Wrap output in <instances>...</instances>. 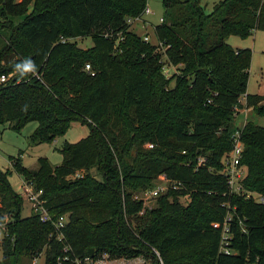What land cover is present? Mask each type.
I'll use <instances>...</instances> for the list:
<instances>
[{
	"label": "trees",
	"instance_id": "trees-1",
	"mask_svg": "<svg viewBox=\"0 0 264 264\" xmlns=\"http://www.w3.org/2000/svg\"><path fill=\"white\" fill-rule=\"evenodd\" d=\"M161 4L155 51L127 21L142 15L146 0H0V75L9 74L0 82V125L19 131L35 120L28 135L35 144L53 141L72 121L88 126L57 148L56 165L39 156L29 168L10 156L12 169L42 189L51 220L21 214L24 199L10 169L0 168V215L9 216L0 264H24L41 252L42 264L64 254L60 264L84 257L264 264V125L246 120L240 132L242 188L263 201L229 192L219 172L234 106L264 114V93L246 92L251 50L227 42L264 31V0H218L209 11L200 0ZM79 37L91 45L78 46ZM164 61L176 67L170 75ZM161 174L180 187L144 206L135 194ZM227 212L230 253L219 250L221 229L212 226ZM61 215L57 239L52 221Z\"/></svg>",
	"mask_w": 264,
	"mask_h": 264
},
{
	"label": "rangeland",
	"instance_id": "rangeland-1",
	"mask_svg": "<svg viewBox=\"0 0 264 264\" xmlns=\"http://www.w3.org/2000/svg\"><path fill=\"white\" fill-rule=\"evenodd\" d=\"M218 0H200L201 4L205 6V11L211 9L213 2ZM146 6L151 10L150 13L143 14L142 18L147 22L142 26L141 20H135L131 23V28L134 32L142 35L144 32L148 34L150 39L154 40L153 27L159 22L162 17L163 8L161 0H146ZM78 46L86 48L91 45V39L89 37H79L76 38ZM227 42L232 45H238L240 48H249L251 50L250 65L248 68V77L246 84L247 93H264V31L263 30H253L252 33L246 38H240L237 35H229ZM164 60V57H162ZM176 70V67L168 64L164 61L163 71L165 75H170ZM240 101L244 100L242 97ZM264 100L261 101V104ZM246 120H252L254 123L259 125H264V114H257L252 108L243 107L239 111L235 112L233 115L232 123L234 126L242 125ZM36 121L31 120L27 122L19 131H14L7 127V124L0 125V168L10 169L8 175V180L12 188L19 192L20 184L19 175L12 169V161L10 156L20 155L21 162L24 166L29 168H35L37 166V158L39 156L47 157L49 163L53 166L61 161V154L57 150L64 141L74 142L85 136L88 132V126L81 124L78 121H72L69 127L66 129L64 134L59 135L53 139L51 142L42 143H32L28 139V135L35 127ZM244 173L246 172V167H243ZM94 172V170H91ZM157 181V180H156ZM155 181V182H156ZM135 198L143 200L144 206H151L154 202V196L147 195L145 191H139L135 194ZM185 198H180L181 202H184ZM30 209L28 207V202L23 201V207L21 210L22 215H28ZM3 232V231H2ZM2 236V233H0ZM1 256V252H0ZM103 257L99 260L97 264H108L112 259ZM24 264H42L43 262V252H41L34 260L26 257L22 258ZM124 259H119L122 262ZM101 261V262H100ZM109 261V262H108ZM130 261L142 263L140 257L130 259ZM95 263V262H94ZM93 263V264H94Z\"/></svg>",
	"mask_w": 264,
	"mask_h": 264
},
{
	"label": "built area",
	"instance_id": "built-area-1",
	"mask_svg": "<svg viewBox=\"0 0 264 264\" xmlns=\"http://www.w3.org/2000/svg\"><path fill=\"white\" fill-rule=\"evenodd\" d=\"M151 10L146 6L144 8V11L141 16H135L133 18H128V22H133L135 20H141L142 26H144L147 22L142 18L143 14L150 13ZM162 20V17L159 19V21ZM142 39L146 42L150 41L156 45L155 51H159L161 49V43L157 40H152L148 36L146 32H144L141 35ZM84 68L86 70L90 69V65L88 63H85ZM90 73H93L92 71ZM8 75L1 74L0 75V82L5 81L8 78ZM244 100V98H242ZM244 102V101H243ZM243 108V107H242ZM240 108H238L236 105L234 106V114L235 112L239 111ZM243 125V124H242ZM242 125L235 126L230 134V140H231V148L230 150L222 157V168L219 170L221 174L225 176L227 187L229 192H244L247 197L251 196L253 199L258 201H263V198L256 192L245 190L242 188V178L244 176V165L240 163V157L243 149V142L240 138V132L242 129ZM148 146H151V144H148ZM205 158L200 156L197 159V164L201 165L204 164ZM81 174V171H76L74 174H72L69 177H77ZM19 184H20V190L19 194L20 196L28 202V207L31 212L35 213L41 221H47L51 220V216L49 214V211L47 210L45 204H44V198L42 197V189L36 188L33 184V182L26 180L22 177H19ZM181 183L179 181L173 180L169 177H167L165 174H161L158 176L157 181L155 182L154 186L144 190L147 195L150 196H157L158 194L164 193L167 189H177L180 187ZM231 212H227L223 221L221 223L214 222L212 226L220 227L221 229V236H220V243H219V250L224 253H230L233 252V250L228 246L229 243V231H230V221H231ZM9 220V216L6 213H2L0 215V233L5 229V224ZM65 221V216L61 215L59 216L55 221H52L57 233L56 238L60 239L61 235L59 232V229L63 226V223ZM1 238V236H0ZM67 247L65 246L63 248V251H66ZM36 257L33 258V263L35 262ZM103 258V257H102ZM102 258L97 260H92L89 257H84L83 259H75V264H97L99 260H102ZM58 262L57 264H60V262L64 259H67V255L58 256L57 257ZM106 260V258L104 259ZM119 259H112L109 260L108 264H122V262L118 261ZM107 261V260H106ZM101 262V261H100Z\"/></svg>",
	"mask_w": 264,
	"mask_h": 264
},
{
	"label": "crops",
	"instance_id": "crops-1",
	"mask_svg": "<svg viewBox=\"0 0 264 264\" xmlns=\"http://www.w3.org/2000/svg\"><path fill=\"white\" fill-rule=\"evenodd\" d=\"M233 47H235V48H240L238 45H236V46H233ZM20 177V176H19ZM18 183H19V181H18ZM30 213V212H29ZM122 264H139L138 262H135V261H130V259H128V260H123L122 261Z\"/></svg>",
	"mask_w": 264,
	"mask_h": 264
}]
</instances>
